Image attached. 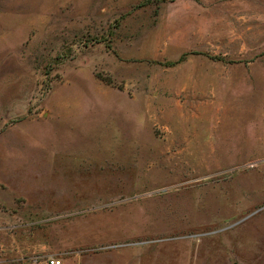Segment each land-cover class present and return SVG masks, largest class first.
<instances>
[{
  "label": "rangeland",
  "instance_id": "rangeland-1",
  "mask_svg": "<svg viewBox=\"0 0 264 264\" xmlns=\"http://www.w3.org/2000/svg\"><path fill=\"white\" fill-rule=\"evenodd\" d=\"M42 241L264 264V0H0V264Z\"/></svg>",
  "mask_w": 264,
  "mask_h": 264
},
{
  "label": "crops",
  "instance_id": "crops-1",
  "mask_svg": "<svg viewBox=\"0 0 264 264\" xmlns=\"http://www.w3.org/2000/svg\"><path fill=\"white\" fill-rule=\"evenodd\" d=\"M53 250L54 249L50 248V245L46 241L25 244L16 250L21 251L22 254L20 256L23 258L16 264H43L41 259H36L34 257L43 255L46 251L49 252L47 256L49 255V257H55L53 255L55 251Z\"/></svg>",
  "mask_w": 264,
  "mask_h": 264
},
{
  "label": "built area",
  "instance_id": "built-area-1",
  "mask_svg": "<svg viewBox=\"0 0 264 264\" xmlns=\"http://www.w3.org/2000/svg\"><path fill=\"white\" fill-rule=\"evenodd\" d=\"M41 261L43 262V264H61L59 258L49 257V255L42 258Z\"/></svg>",
  "mask_w": 264,
  "mask_h": 264
}]
</instances>
